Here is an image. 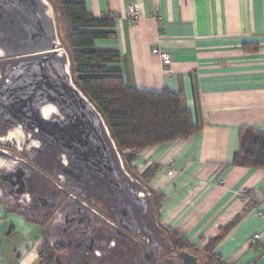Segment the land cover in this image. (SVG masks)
I'll return each instance as SVG.
<instances>
[{
	"label": "crops",
	"instance_id": "0c3cea01",
	"mask_svg": "<svg viewBox=\"0 0 264 264\" xmlns=\"http://www.w3.org/2000/svg\"><path fill=\"white\" fill-rule=\"evenodd\" d=\"M134 3L141 17L130 23ZM85 5L93 17L113 15L114 37L95 45L119 53L124 83L179 93L200 126L186 140L138 151L131 163L138 175L152 174L148 187L163 195L160 225L200 252L221 235L213 253L222 264H264V170L231 166L241 132L264 131V0ZM154 47L169 53V66L151 55ZM243 190L252 193L250 202ZM42 246V227L0 203V264H41Z\"/></svg>",
	"mask_w": 264,
	"mask_h": 264
},
{
	"label": "water",
	"instance_id": "95a60500",
	"mask_svg": "<svg viewBox=\"0 0 264 264\" xmlns=\"http://www.w3.org/2000/svg\"><path fill=\"white\" fill-rule=\"evenodd\" d=\"M96 202L107 219L86 204ZM0 203L67 250L53 264H78L86 243L127 246L123 230L163 242L150 192L73 83L47 0H0Z\"/></svg>",
	"mask_w": 264,
	"mask_h": 264
},
{
	"label": "trees",
	"instance_id": "16d2710c",
	"mask_svg": "<svg viewBox=\"0 0 264 264\" xmlns=\"http://www.w3.org/2000/svg\"><path fill=\"white\" fill-rule=\"evenodd\" d=\"M47 1L64 26L60 33L56 23L58 38L69 57L73 83L103 118L126 171L148 189L158 214L163 195L148 187L152 174L140 176L135 172L131 165L135 154L147 148L186 140L199 132L200 126L181 106L179 93L168 90L148 92L124 83L118 66L119 53L95 45L96 41L114 37L113 19L90 15L85 0ZM231 166L264 170V131L241 132L240 147ZM162 228L179 248L200 252L193 250L180 235ZM220 237L201 251L217 264L222 263L213 253V244ZM39 255L41 264H52L54 253L47 245L42 246Z\"/></svg>",
	"mask_w": 264,
	"mask_h": 264
},
{
	"label": "flooded vegetation",
	"instance_id": "af4514ba",
	"mask_svg": "<svg viewBox=\"0 0 264 264\" xmlns=\"http://www.w3.org/2000/svg\"><path fill=\"white\" fill-rule=\"evenodd\" d=\"M86 204L94 212L107 219L106 210L101 208L99 203L96 202L95 205H91L90 203ZM154 214L157 219L155 210ZM157 223L163 230L161 233L163 242L159 246L146 244L139 235H133L123 230V232L131 238V241L126 243L127 246L123 244L117 245L111 241L102 243L101 245L86 243V247H84L85 250L80 251L78 264H103L104 262L108 264H130L132 258L136 257L137 253L141 257L142 264H200L196 252L179 248L173 243L169 235L165 233L158 219ZM77 237H81L80 233L77 234ZM43 245H47L54 253L52 264L54 257L57 255L60 256L61 261H65L64 256L67 253L65 248L59 245L50 247L45 242L44 237ZM131 264H139V262Z\"/></svg>",
	"mask_w": 264,
	"mask_h": 264
},
{
	"label": "built area",
	"instance_id": "2783aa9c",
	"mask_svg": "<svg viewBox=\"0 0 264 264\" xmlns=\"http://www.w3.org/2000/svg\"><path fill=\"white\" fill-rule=\"evenodd\" d=\"M141 17V8L140 5L138 3H134L133 5L129 6V10H128V20L130 23H134L136 22L138 19H140ZM109 18L113 19V15L110 16ZM151 55L156 56L160 59L161 63L163 66L167 67L171 64V56L169 55V53L163 52L161 51L158 47H154L151 50ZM167 175L171 176L172 175V170L169 169L167 171ZM241 196L245 199V201H251L252 200V193L248 190H243L241 192ZM260 240V236L259 235H254L251 241V245L252 246H257L258 245V241Z\"/></svg>",
	"mask_w": 264,
	"mask_h": 264
},
{
	"label": "rangeland",
	"instance_id": "374dc122",
	"mask_svg": "<svg viewBox=\"0 0 264 264\" xmlns=\"http://www.w3.org/2000/svg\"><path fill=\"white\" fill-rule=\"evenodd\" d=\"M54 15H55V13H54ZM55 22L57 23L58 30L60 29V33L63 32L64 26H63V24H62V22L60 20L59 15H56ZM196 254H197V257H198V260H199L200 264H217L214 261L213 262L210 261L209 260V256L206 253H204V252H199V253L196 252Z\"/></svg>",
	"mask_w": 264,
	"mask_h": 264
}]
</instances>
